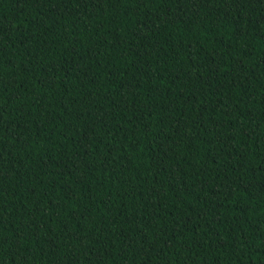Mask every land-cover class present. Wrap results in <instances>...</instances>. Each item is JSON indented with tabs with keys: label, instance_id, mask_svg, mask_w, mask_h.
Masks as SVG:
<instances>
[{
	"label": "trees",
	"instance_id": "1",
	"mask_svg": "<svg viewBox=\"0 0 264 264\" xmlns=\"http://www.w3.org/2000/svg\"><path fill=\"white\" fill-rule=\"evenodd\" d=\"M0 264H264V0H0Z\"/></svg>",
	"mask_w": 264,
	"mask_h": 264
}]
</instances>
